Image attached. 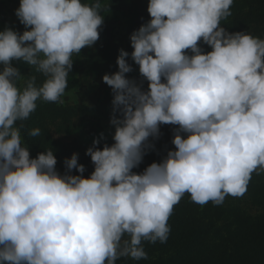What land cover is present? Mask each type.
Returning a JSON list of instances; mask_svg holds the SVG:
<instances>
[{"label": "clouds", "instance_id": "obj_1", "mask_svg": "<svg viewBox=\"0 0 264 264\" xmlns=\"http://www.w3.org/2000/svg\"><path fill=\"white\" fill-rule=\"evenodd\" d=\"M232 5L149 0L151 19L131 34L133 51L121 49L118 71L102 77L113 93L114 143L98 148L94 139L85 153L94 171L85 178L77 153L63 174L52 150L32 158L17 122L38 100L63 102L72 57L98 41L107 6L20 0L15 14L26 30L0 31V264L147 259L142 242H167L169 217L186 193L201 206L246 193L252 174L264 172V39L221 26ZM129 56L147 90L126 76ZM13 61L35 67L42 85L32 76L21 87ZM161 125L177 126L175 150L133 172Z\"/></svg>", "mask_w": 264, "mask_h": 264}, {"label": "trees", "instance_id": "obj_2", "mask_svg": "<svg viewBox=\"0 0 264 264\" xmlns=\"http://www.w3.org/2000/svg\"><path fill=\"white\" fill-rule=\"evenodd\" d=\"M83 2L94 3L96 0ZM99 2L107 6L102 12L105 16L99 30L100 38L92 47L83 48L80 54L73 55V68L68 74L65 92L78 83V78L73 76L79 65L107 74L118 71L116 61L120 50L130 54L133 51L131 34L151 19L147 12L149 0ZM19 4L20 0L15 1L9 11L15 14ZM114 10H120L130 18L123 37H119L116 32L115 20L106 18V13ZM231 13V16L221 21V26L228 32H245L264 39V0H233ZM126 59L134 67L130 56ZM32 76H36L38 86L46 79L35 67L28 66L24 72L25 82ZM140 85L147 90V83ZM112 100V90L103 79L83 103L63 104L38 100L35 112L27 120L17 122V127L23 125L20 128L21 136L24 145L29 148L30 156L35 158L39 152L52 150L57 158L56 169L63 174L66 171L64 160L77 153L78 163L85 166L83 176L89 177L94 171L90 156L85 154L93 145L90 134L96 130L101 117H112ZM175 127L161 125L160 136L150 138L153 147L146 151L142 162L133 172L142 173L151 163H159L169 150H175L172 144ZM34 128L40 129L39 136L30 135ZM105 143L111 145L114 141L102 140L96 146L102 148ZM71 174L79 173L73 169ZM243 196L249 202L247 209L228 205L227 201L234 198L230 195L221 205L209 201L206 206H201L191 201L190 194L186 193L169 217L171 231L167 242L143 241L147 259L121 257L115 264H264V172L252 174Z\"/></svg>", "mask_w": 264, "mask_h": 264}, {"label": "rangeland", "instance_id": "obj_3", "mask_svg": "<svg viewBox=\"0 0 264 264\" xmlns=\"http://www.w3.org/2000/svg\"><path fill=\"white\" fill-rule=\"evenodd\" d=\"M15 1L17 0H0V31H3L6 27H8L22 34L23 31L26 30L24 25L20 23L16 14H13L9 11V7ZM106 18L115 20L116 32L119 37H123L130 22L129 16L120 10H114L112 12H107ZM201 48L205 53L211 51V48L206 45H202ZM12 65L13 67L18 68L20 74L23 75L22 80L19 82L20 86L23 87L25 84L24 72L29 65H27L23 61H13ZM2 68L3 66L0 65V70H2ZM105 74H107V72L105 71L97 72L89 70L85 65H79L73 76V78H78V83L73 89L65 92L64 96L61 98L63 101L62 103H83L87 96L97 89L102 80V77ZM126 76L130 79H134L137 84L147 83V81L140 76L138 65L134 64L133 71L127 73ZM110 120L111 117H101L99 119L96 130H93L90 134L91 137H93V141L94 139H99L100 141H113L112 136L114 135L115 128L110 123ZM101 133L103 134V139H101ZM227 203L228 205H238L245 209H247L249 206V202L244 196L228 200ZM207 204L203 206H206Z\"/></svg>", "mask_w": 264, "mask_h": 264}]
</instances>
